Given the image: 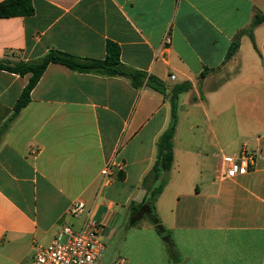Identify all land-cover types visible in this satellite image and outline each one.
Wrapping results in <instances>:
<instances>
[{"label": "crops", "instance_id": "crops-1", "mask_svg": "<svg viewBox=\"0 0 264 264\" xmlns=\"http://www.w3.org/2000/svg\"><path fill=\"white\" fill-rule=\"evenodd\" d=\"M31 5L29 16L0 18V60L32 61L50 50L103 60L113 43L121 67L145 78L135 88L125 76L50 63L5 127L30 75L0 70V264H32L35 246L48 245L64 225L78 229L83 216L67 211L79 200L102 226L111 264H264V22L252 39L240 34L238 50L225 58L264 0ZM166 31L171 44L163 49ZM148 76L166 94L191 85L178 96L173 164L155 202L170 251L133 209L150 187L143 180L170 120L169 102L146 86ZM242 155L253 163L226 178V159ZM112 156L122 170L101 187Z\"/></svg>", "mask_w": 264, "mask_h": 264}, {"label": "trees", "instance_id": "trees-1", "mask_svg": "<svg viewBox=\"0 0 264 264\" xmlns=\"http://www.w3.org/2000/svg\"><path fill=\"white\" fill-rule=\"evenodd\" d=\"M33 13L31 0H4L0 3V18H8L13 16H29ZM264 22V12L257 13L253 17L249 29L237 34L233 42L228 48L225 58H230L239 48L240 34H247L252 39V29ZM50 63H57L66 68L80 73H97L105 76H125L128 77L132 85L139 87L145 75L137 71H128L121 67L119 63V49L113 43H108L106 46V56L103 60L97 59H81L72 55L62 53L56 50H50L43 57L32 61L9 62L0 60V70L24 76L29 74V79L26 86L23 88L18 99L13 106V112L4 126L7 127L27 106L30 101V93L41 78L43 72ZM203 73L201 76H203ZM146 86L163 94L170 105V120L166 130L160 135L156 143V160L150 172L145 176L143 185L150 184L146 189L145 199L134 206V210L143 211L144 220L153 226L156 233L163 239L168 250L173 249V243L169 231L161 224L156 211L155 202L157 197L162 192L165 184L168 181L169 171L173 164V134L177 121L178 96L181 93L187 92L191 85L190 83L176 84L170 87L166 94L165 85L153 76L146 78ZM133 221L129 226H135L138 223Z\"/></svg>", "mask_w": 264, "mask_h": 264}, {"label": "built area", "instance_id": "built-area-1", "mask_svg": "<svg viewBox=\"0 0 264 264\" xmlns=\"http://www.w3.org/2000/svg\"><path fill=\"white\" fill-rule=\"evenodd\" d=\"M171 44V36L166 31L162 37L161 46L168 48ZM171 80L174 76H170ZM228 167L225 172L226 178H233L239 172L247 168L252 159L244 155L240 159H226ZM123 164L116 161L112 156L104 164L101 170V187L110 185L115 175L122 170ZM67 213L72 217L83 216L78 229L71 226H62L52 241L46 246H35L32 264H99L104 243L100 240L102 226L96 222L91 212L86 209L83 201L71 203ZM113 264H125L122 258L116 259Z\"/></svg>", "mask_w": 264, "mask_h": 264}, {"label": "rangeland", "instance_id": "rangeland-1", "mask_svg": "<svg viewBox=\"0 0 264 264\" xmlns=\"http://www.w3.org/2000/svg\"><path fill=\"white\" fill-rule=\"evenodd\" d=\"M101 240V239H100ZM102 241V240H101ZM99 264H111L109 262V256H108V253L107 252H104V250L102 251V254H101V258H100V261H99Z\"/></svg>", "mask_w": 264, "mask_h": 264}, {"label": "water", "instance_id": "water-1", "mask_svg": "<svg viewBox=\"0 0 264 264\" xmlns=\"http://www.w3.org/2000/svg\"><path fill=\"white\" fill-rule=\"evenodd\" d=\"M142 192H143V191H142ZM142 192H141V193H142Z\"/></svg>", "mask_w": 264, "mask_h": 264}]
</instances>
